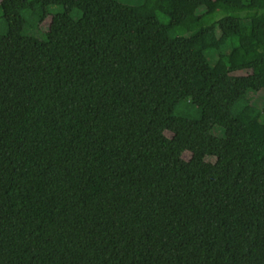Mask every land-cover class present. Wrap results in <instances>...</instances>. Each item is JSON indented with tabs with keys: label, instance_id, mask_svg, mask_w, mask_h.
<instances>
[{
	"label": "trees",
	"instance_id": "obj_1",
	"mask_svg": "<svg viewBox=\"0 0 264 264\" xmlns=\"http://www.w3.org/2000/svg\"><path fill=\"white\" fill-rule=\"evenodd\" d=\"M0 8V264H264V0Z\"/></svg>",
	"mask_w": 264,
	"mask_h": 264
},
{
	"label": "rangeland",
	"instance_id": "obj_2",
	"mask_svg": "<svg viewBox=\"0 0 264 264\" xmlns=\"http://www.w3.org/2000/svg\"><path fill=\"white\" fill-rule=\"evenodd\" d=\"M124 3H128V4H132V5H137L138 7V11L142 14H149L152 12V10L154 9V6L157 2H160L161 0H120ZM62 10V6H53L51 7V14H54V12L56 11H61ZM2 14V9L0 8V15ZM80 14V11L75 10L73 12V16L77 17ZM18 19V16L16 14H12L10 15V18L8 19L9 23L13 24L14 22H16ZM50 21V17L47 18V20L44 22L43 26L41 25H37V26H33L32 28H28L26 30V33L28 34H34L39 38H43L46 36V26L48 24V22ZM6 24V21L3 18H0V24ZM233 27L237 28V24L236 21H233ZM157 56H158V60L160 61H165L167 58V52L166 49L164 47H158V51H157ZM181 61V60H180ZM1 67V65H0ZM261 92L260 96H258L257 98V104L261 105L263 103V91H259Z\"/></svg>",
	"mask_w": 264,
	"mask_h": 264
}]
</instances>
